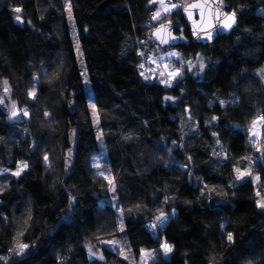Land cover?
I'll return each mask as SVG.
<instances>
[{
  "label": "trees",
  "instance_id": "obj_1",
  "mask_svg": "<svg viewBox=\"0 0 264 264\" xmlns=\"http://www.w3.org/2000/svg\"><path fill=\"white\" fill-rule=\"evenodd\" d=\"M67 1L129 251L153 250L150 264H264V142L250 135L264 116V0H225L237 23L205 44L190 41L181 7L154 19L152 0ZM165 19L183 37L171 83L140 67L143 51L161 48L150 31ZM198 56L201 77L189 68ZM1 81L29 115L10 119L0 105V264H130L100 242L118 233L117 217L99 203L106 181L90 163L97 140L63 0H0ZM18 162L28 164L19 177Z\"/></svg>",
  "mask_w": 264,
  "mask_h": 264
},
{
  "label": "rangeland",
  "instance_id": "obj_2",
  "mask_svg": "<svg viewBox=\"0 0 264 264\" xmlns=\"http://www.w3.org/2000/svg\"><path fill=\"white\" fill-rule=\"evenodd\" d=\"M162 2L164 5L163 7L161 5V0H152L151 1V3L154 5V8H155V13L153 16H155V14L157 12H160V16L157 19H160L164 14L170 13L171 11H173L175 8H171L172 4L178 5V2L175 0L172 3H168L165 0H162ZM63 4H64L65 19L67 22L68 31H69V34L71 37L73 48H74L76 63H77V66H78V69H79V72L81 75L82 86H83V90L85 91V94H86V100H87L89 112L91 115L92 127H93V130L95 132V137L97 140V147L98 148L91 155L90 163L92 165L93 170L98 175H100V173H103V175H100V176L103 177L104 180L106 181L107 196L104 197L103 199H101L99 201V203L103 204V202H106V203L112 205L115 212H116V217H117L118 233L115 235H112L106 239H103L100 242H102L104 245L108 246L109 248L116 250L123 258L128 260L130 264H150L157 257V255L155 254V252L153 250H141L139 252V255L136 257L133 256L132 252L129 251L126 236L124 233V224H123L122 216H121L119 207L116 204V200L114 198V191L111 190L109 180L105 179V177H108L109 179L113 180V178L110 174L109 162H108L107 157H106L105 149L103 146V140H102L99 128H98V123H99L98 114L96 112V109H95V113H94V110L92 107L94 105L93 97H92L89 82L87 79L86 69L84 66L83 59H82V54H81V51L79 48V43H78V39H77V35H76L75 26H74L72 17L69 18L68 1L63 0ZM179 5L183 6L184 4L179 3ZM168 9H170V10H168ZM180 38H181V40L183 39L181 34H180ZM145 53L149 54V56L147 57L145 55ZM169 53H176L177 55H169ZM142 54L147 57V59H146L147 64H144V62H145V60H144L141 63V65H143V67H141V65H140L141 72L143 73L145 78L154 79L160 83H165V81H167V83H171V82H173V80L175 79L176 76L170 77L168 75V73L172 70H175V69H179V72H180L181 67H179L178 64L177 65L175 64L177 61H179V59H178L179 50L175 46H171L168 48H157V47H155L154 49H151L148 51H143ZM145 56H144V59H145ZM189 64H190L189 68L192 70V73H194L197 77H201L207 62L204 60V58L202 56H198L194 62H190ZM165 65H167V68H165ZM201 65H203V67H201ZM161 72L164 73L163 76L160 75ZM261 72L264 73V70H262ZM4 82L5 81L0 82V98H3V101H4L3 104H0V105L3 108V110H5L8 113V116H10L13 104L16 105L17 111L23 110L25 108L24 107H20V108L17 107V104L12 97V91L10 90V87L8 86V84H7L8 92L7 93L5 92ZM168 99L172 102L174 101V99L171 97H168ZM17 118L27 119V116H23V114L21 112V114ZM258 118L259 117L253 119L250 123V128H251L250 129V133H251L250 135H251L252 140L255 141L257 143V145L260 146L261 144H264V143H261V142H264V122L258 123L257 127L254 129V131H256L259 135L257 137L252 136L253 121L257 120ZM186 120H188V117H186ZM193 126H194L193 124H189L188 129L189 130L192 129ZM179 146H180V144L173 143V147L176 148ZM262 146H264V145H261L260 149H262ZM166 153L169 154L168 161H172L173 156L171 155L170 150H166V152H163L161 157L163 155H165ZM22 163L23 162H18L15 166V169L12 170L11 172L12 173L15 172L18 168V165H20ZM7 171L8 170L5 168H0V173H5ZM245 171L250 172V167H248L246 170L241 171V172H245ZM235 173H236V180H239V179H237V175H238L237 171ZM257 197H258L257 201L264 202V197H262L261 195H257ZM163 243L164 242L160 243L158 250L160 251V253L165 258H168L170 253L165 255L164 250L161 247V245ZM18 245L19 244H17V246ZM17 246L15 247L16 249H17ZM89 249H91V252L89 251ZM87 252H88L89 258L100 256V254H99L100 252H99L98 248L88 246ZM15 253L17 254V250L15 251ZM92 253H95V254L93 255ZM142 253H151L152 255H151V257H146V256L142 255Z\"/></svg>",
  "mask_w": 264,
  "mask_h": 264
},
{
  "label": "water",
  "instance_id": "obj_3",
  "mask_svg": "<svg viewBox=\"0 0 264 264\" xmlns=\"http://www.w3.org/2000/svg\"><path fill=\"white\" fill-rule=\"evenodd\" d=\"M221 3L222 6L218 9L221 14L217 17L216 6L221 5ZM191 4H201L204 7L202 10L189 8L188 11H185V7ZM189 13H191V16ZM232 13L235 12L232 9H228V3L225 0H191L180 8V14L188 28L190 41L201 44L212 42L219 36L229 34L237 23L236 13L235 22L232 23L230 28L223 27V24L226 22L231 23V21H225V15H231ZM16 17L13 18L14 24L22 27V19L17 21ZM208 32H211V39L207 38ZM150 39L151 44L161 48L177 46L180 42V36L174 32L170 19H165L153 27L150 31ZM161 39H166L168 43H161Z\"/></svg>",
  "mask_w": 264,
  "mask_h": 264
},
{
  "label": "snow or ice",
  "instance_id": "obj_4",
  "mask_svg": "<svg viewBox=\"0 0 264 264\" xmlns=\"http://www.w3.org/2000/svg\"><path fill=\"white\" fill-rule=\"evenodd\" d=\"M161 5H162V7L164 6L162 0H161ZM221 6H222V3H221V5H217L216 6L217 7V13H216L217 17L221 14L218 11V9ZM176 7H181V5H176V4H172L171 5V8H176ZM203 7H204V5H201V4H191V5H188L187 7H185L184 10L185 11H188L189 8H195V9H201L202 10ZM168 10H170V9H168ZM14 11H16L17 13H19L21 11V9L20 8H15ZM68 11H69V18H71V5L70 4L68 5ZM189 15L191 16V13H189ZM159 16H160V12H157L153 18L154 19H157V18H159ZM16 20L17 21H20L21 20V17L20 16H17L16 17ZM225 21H231V23H227L226 22V23L223 24V27L230 28L232 26V23L235 22V13H232L231 15H225ZM207 38L208 39H211V32H208L207 33ZM173 39H175V37H173ZM161 43H168V41L166 39H161ZM169 55H177V54L176 53H169ZM141 67H143V65H141ZM201 67H203V65H201ZM165 68H167V65H165ZM179 74H180L179 73V69L172 70V71H170L168 73V75L170 77L178 76ZM160 75L163 76L164 73L161 72ZM165 83H167V81H165ZM4 84H5V92L7 93L8 92L7 81H5ZM28 96H29L30 99H35L36 98V90L35 89L29 90ZM3 102H4L3 101V98H0V104H3ZM221 103H223V102H221ZM92 107H93V110H94V113H95V105H93ZM21 112H22L23 116H28L29 115L27 109H23V110L17 111L16 105L13 104L12 105V109H11V116L9 118L10 119L16 118V117H18L21 114ZM48 115H50V113L45 112V116H48ZM213 119L215 120L216 117H213ZM260 122H264V116H260L257 120H254L253 121V124H252V129H253L252 136L253 137H257L259 135L256 131H254V129L257 127V124L260 123ZM257 150L259 151L261 149L258 148ZM69 155H70V153H69ZM44 160L46 162L48 161V156L47 155L44 156ZM27 167H28V164L27 163H22V164L18 165L17 170L15 172H13L12 175L19 177L21 175V173L25 169H27ZM236 171H237V174H238L237 175V179H243L244 176L251 175V173L248 172V171L241 172L239 169H237ZM100 175H103V173H100ZM105 179H108L109 180V184L111 186V190L112 191H115L114 181L111 180V179H109L108 177H105ZM255 179L258 180L259 177L257 176V177H255ZM72 199L74 201V198H72ZM257 205H258V207L264 208V202L257 201ZM167 218H168L167 214L162 212L159 216L156 217V220L162 225L167 220ZM151 227L152 228H156L157 227V224H153V225H151ZM227 238H228L229 241H232V239H233L232 234L229 233ZM161 247L164 250L165 255H167L168 253H170L172 251V246L169 245V244H167L166 242L163 243L161 245ZM26 248H28V245L27 244H23V243L19 244L17 246V255H22L23 252H24V250ZM89 251L91 252V249H89ZM92 254L94 255L95 253H92ZM142 255H144L146 257H151L152 254L151 253H142ZM101 258H103V257H101ZM2 259H4V258L3 257H0V260H2Z\"/></svg>",
  "mask_w": 264,
  "mask_h": 264
},
{
  "label": "built area",
  "instance_id": "obj_5",
  "mask_svg": "<svg viewBox=\"0 0 264 264\" xmlns=\"http://www.w3.org/2000/svg\"><path fill=\"white\" fill-rule=\"evenodd\" d=\"M165 1L168 2V3H172L173 2V0H165ZM262 150H264V146H262ZM153 224H154V222H152V221L149 222V226H151Z\"/></svg>",
  "mask_w": 264,
  "mask_h": 264
}]
</instances>
